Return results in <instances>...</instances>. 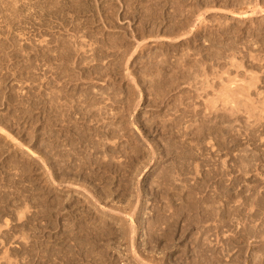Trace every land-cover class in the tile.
I'll return each instance as SVG.
<instances>
[{"label": "rangeland", "instance_id": "1", "mask_svg": "<svg viewBox=\"0 0 264 264\" xmlns=\"http://www.w3.org/2000/svg\"><path fill=\"white\" fill-rule=\"evenodd\" d=\"M0 264H264V0H0Z\"/></svg>", "mask_w": 264, "mask_h": 264}, {"label": "bare ground", "instance_id": "2", "mask_svg": "<svg viewBox=\"0 0 264 264\" xmlns=\"http://www.w3.org/2000/svg\"><path fill=\"white\" fill-rule=\"evenodd\" d=\"M159 75V74H158ZM178 83V82H177ZM220 110V109H219ZM223 115V114H222ZM212 116V115H211ZM215 116V115H214ZM220 116V115H219ZM206 117V116H205ZM224 117V116H223ZM209 119V118H208ZM219 119V118H218ZM214 120V119H213ZM222 120V119H221ZM222 122H223V120H222ZM221 123V122H220ZM213 124V123H212ZM221 125V124H220ZM204 126V125H203ZM210 130V129H209ZM219 130H221V129H219ZM211 132V131H210ZM219 133V132H218ZM185 158V157H184ZM125 232V231H124ZM92 258V257H91ZM86 259V258H85ZM96 263V262H95Z\"/></svg>", "mask_w": 264, "mask_h": 264}]
</instances>
